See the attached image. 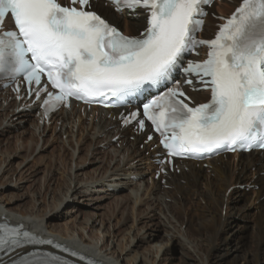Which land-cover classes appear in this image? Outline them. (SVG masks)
<instances>
[{
	"label": "snow or ice",
	"instance_id": "obj_1",
	"mask_svg": "<svg viewBox=\"0 0 264 264\" xmlns=\"http://www.w3.org/2000/svg\"><path fill=\"white\" fill-rule=\"evenodd\" d=\"M116 11L146 13V27L125 36L91 8L90 0H0V28L10 19L14 30L0 31V73L23 76L45 93V115L70 97L121 100L168 81L185 53L207 48L203 61H187L185 84L210 90L196 104L179 84L143 105L168 157L198 156L218 150L264 148V0H242L214 38L196 39L209 0H110ZM79 4V8L76 5ZM55 91L42 86V77ZM19 90V89H17ZM107 106V105H106ZM138 112L124 118L145 120ZM152 139L151 136L148 137ZM171 163V160L167 161ZM27 243H48L20 227L0 223V250ZM18 264H68L49 254H31Z\"/></svg>",
	"mask_w": 264,
	"mask_h": 264
},
{
	"label": "bare ground",
	"instance_id": "obj_2",
	"mask_svg": "<svg viewBox=\"0 0 264 264\" xmlns=\"http://www.w3.org/2000/svg\"><path fill=\"white\" fill-rule=\"evenodd\" d=\"M105 10L116 23L124 17L125 29H133L132 27L136 25L142 26L143 19L141 17H120L110 8L106 7ZM212 21L210 18L206 19L205 28L211 27ZM34 109L35 106H29V101L16 102L9 97L8 93H0V140L2 141L1 138H4L6 133L11 134L13 130L19 129L20 131L14 135L15 143L24 144V149L31 151V154L33 148L35 150L39 146L41 138L45 144L48 141L44 137L47 133V125L38 120ZM108 113L93 110L83 116L77 109L72 108L57 113L49 121V123L54 122L55 124L59 122V136L67 135L70 137V142L76 134L72 130L74 126H77L80 135L82 133V137L77 141L78 148H74L75 152L79 154L77 158L79 161L74 163L75 170L72 165L69 166V177L66 176L67 187L64 188L61 185L62 187L53 193V198L61 197L54 207L60 209L61 206L67 205L65 200L75 201L82 197L81 201H87V204L92 202L93 205L90 207L96 211L104 208L105 205H102V201L113 197V219L119 217L116 224L122 227L119 229L113 226V231L110 233L111 222L106 230V222L101 219L102 214L94 212L95 214H88L89 216L83 219L82 224L85 226L83 228L85 229L88 224L91 229L100 225L95 229L102 228L103 237H110L109 240H112L113 247L109 248L108 244H105L106 242L99 244V240L93 242L94 237L90 235L87 237V241L84 239L75 241L76 239L73 240L69 236V241L73 242L70 241V244L68 241V245L74 247L80 254L93 256L109 264H148V261H152L154 264L156 260L153 258L156 259L166 243L165 237L159 238L151 232L153 225L159 222L166 228L164 236L172 235L173 231H177L181 235L180 243L189 253L190 260L181 259L180 261L177 259L170 264H236L241 259L240 255H230V253L237 249L235 246H240L244 241V244L241 245V262H243L241 264H264V158L260 153L250 151L248 154H241L238 158L236 154L213 158L208 162V171H211L213 175L207 174V170L201 164L197 166L194 162L184 161L178 166L179 174L172 172L162 176L166 179L165 184L168 185V189H164L161 185V178L159 180L153 178L154 171L152 170V187H149L144 180L146 173L141 169L142 162L149 161V158H145L142 152L136 148V142L141 140L140 136H134L135 141H129L128 135L133 136L130 128H121L117 121L112 120L111 117L107 118ZM27 122L28 125H26ZM4 124L5 126L2 128ZM21 134H26V138L23 139ZM116 135L120 136L115 141L120 142V148H117L116 143L112 141ZM55 136L58 137V133H55ZM3 140L7 142L6 146L10 145L6 138ZM101 148H105V150ZM5 149L9 150L6 147ZM74 154L71 153V160H74ZM227 156H234L236 161L231 163L225 159ZM5 162L6 160L0 159L1 176L11 177L16 173L15 169H6L3 166ZM87 163L98 166L87 170ZM152 167L149 162L148 170H151ZM251 167H254L252 177L249 173ZM26 171H30V168H25L22 172ZM22 172H18L19 177L25 178ZM33 172H28L29 176ZM52 175V171H47L42 177L45 180ZM120 184L123 186L118 188ZM234 184L238 186L232 192L229 191L230 193L227 195L228 189ZM243 184L245 186L255 185L257 191L248 194L241 189ZM112 186L114 187L111 188V191H108L110 190L108 188ZM123 190H127V192L124 193ZM177 193L183 197V201H179ZM166 198H169L170 201L167 202ZM132 201L136 202V207L130 205ZM248 202L255 204L256 208V212L251 215L245 210L249 205ZM224 207L230 211H227L226 217L221 214ZM5 210L11 212L14 207L5 206L4 208L0 205V220L4 216L14 222L22 223L28 229L43 236L57 234L58 237L66 238V235L56 231V226H51L48 221L44 220L43 216L24 212L19 217L8 214ZM156 210H159L168 219V222L161 219V214H156ZM129 211L135 213L133 219L129 215ZM228 215L229 217H227ZM237 216L245 219L253 218L252 227L239 224L236 221ZM153 218L158 220L155 222ZM111 220L110 218L108 221ZM137 220L144 222L137 227V233H139L131 235L129 227ZM183 225L184 230L182 231L181 226ZM237 231L240 234L235 238L237 242L234 244L236 245L231 246V239L224 234L228 233L233 236ZM113 238L116 239L115 242ZM218 240L221 241L222 252L216 248L215 242ZM124 241L126 242L124 243ZM191 250L200 256L201 261L195 260ZM137 251L140 252L139 262H136ZM130 252L133 254L128 259L127 256L130 255ZM147 254L152 257L148 256V258Z\"/></svg>",
	"mask_w": 264,
	"mask_h": 264
},
{
	"label": "rangeland",
	"instance_id": "obj_3",
	"mask_svg": "<svg viewBox=\"0 0 264 264\" xmlns=\"http://www.w3.org/2000/svg\"><path fill=\"white\" fill-rule=\"evenodd\" d=\"M232 1L234 0H221L220 2L216 3L213 6V10L216 13H227L232 9V6L234 5V3H232ZM236 2V1H235ZM223 3V4H222ZM124 17L118 22V25L121 27L122 30H124L126 33L128 34H133L134 32V27H132L133 29H125V22H124ZM211 19V18H210ZM5 105V104H4ZM108 117V116H107ZM89 121H91L89 119ZM26 125H28V122L26 123ZM56 125V126H55ZM78 125V124H77ZM4 125H2L3 128ZM73 133L75 134L74 137L72 138L73 140L70 142L69 139L70 137H67V135H62L61 137L59 136L60 133V124L59 122H57V124H55L54 122L51 123L50 125L47 126V133L45 134V140H48L45 144L43 141V138L40 139V144L39 146L34 150H32V154L31 151H26L24 149V144H21L20 142H16L15 143V134H17L20 130H13L10 133H6L4 138H1L2 141L0 140V159L2 160H6V162L3 164V166L6 169H15L14 175L11 177H7L4 178L2 175V172H0V205L8 207H14V210L11 212H7L5 210L6 213H10L12 215H16L21 217V213L27 212L28 214H38L39 216H43L45 217L44 220L48 221L49 224L52 226H56L55 229L57 232H61L64 235H66V238H61L58 237L57 234H50L51 237L57 239L60 242H65L68 243L69 241V236L72 237L73 240L75 241H80L83 240L87 241V237L93 236L94 240L93 242H97L99 244H102L104 242H106L105 244H108V247H113L112 244V240H109L110 237H103V233H102V228L100 230H97L95 228H98L100 225H98L97 227H95L94 229L90 228V225L88 224L86 226V228H83V219H86V217H88V214H92L94 212H97L96 214H102V218L104 219L106 222V227L105 229L107 230V227L109 226V222L110 223V233L113 231V226H116L117 228L121 229L122 227H120L119 224H116V221L119 217H117L116 219H113V214H114V209L112 206V199L113 197L107 198L104 201H102V205H105L103 209H99L96 211H93V209L90 207L91 205H93L92 202H90V204H87V201H81L82 197H79L78 199H76L75 201H71V199L69 200H65L66 202V206H61L60 209H56L54 207V204H56L60 198L54 197L53 193H56L59 189V187H62L61 185L65 187H67L66 184V176L69 177V172H70V167L72 165V167H74L73 170H75V162L79 161L77 158L79 156V154L77 152H75L74 148L77 149L78 147V140H80V137H82V133L80 135V133L77 131L78 128L77 126H74L72 128ZM86 130V129H85ZM55 133H58V137L55 136ZM84 134H86V132L84 131ZM26 134H21L20 136H22L23 139L26 138L25 136ZM56 137V138H55ZM6 138V141H9L10 145L6 146V143L3 139ZM47 138V139H46ZM128 140H131V137H128ZM69 141V142H67ZM116 143V147L120 148L121 144L120 142H114ZM140 143L141 142H137L136 143V148H138L143 156L145 158H147L149 155L147 154L146 150L140 149ZM20 146H18V145ZM8 148L9 150L5 149ZM102 150H105V148H101ZM64 153V155H63ZM68 153V154H67ZM71 153H75L74 154V160H71ZM226 160H229L231 163H234L236 161V158L234 156H227L225 158ZM148 160H145L142 162V168L143 171H145L146 175L144 176V180H146V183L149 187H152V172L150 170H148V165H147ZM71 163V164H70ZM149 163V162H148ZM88 164V163H87ZM98 165L97 164H88L87 170H92L93 168H96ZM25 168H30V171H34L31 176H29L30 171H26L25 173L22 172L23 170H25ZM207 174L213 175L211 173V171H208V167L204 168ZM251 170V171H250ZM249 170V173H251V177L253 176L252 171H254V167H251ZM47 171H52V176L48 179H43V174ZM19 173L22 172L23 176L25 175V178H29L25 179L22 177H19ZM8 173V172H7ZM154 175V174H153ZM42 177V179H41ZM8 183V184H5ZM1 184H5V185H1ZM163 185L164 189H168V187L164 184L161 183ZM244 185V184H243ZM123 185H118V188L122 187ZM237 184L232 185L228 191H227V195L232 192L234 190L235 187H237ZM255 186V185H254ZM253 185L251 186H245L242 187V190H245L246 193L248 194H253L254 192L257 191V187H254ZM114 186H112L111 188H113ZM63 188V189H64ZM110 189V188H108ZM108 191H111L108 190ZM230 191V192H229ZM124 193L127 192V190H123ZM116 195V194H113ZM235 195V194H234ZM177 197L179 199V201H183V197L179 195V193H177ZM84 199V198H83ZM80 200V201H79ZM167 202L170 201L169 198L165 199ZM87 202V203H86ZM64 203V204H65ZM250 202H248L249 204ZM130 205H132L133 207H136V202L132 201V203H130ZM255 204H249L246 207V212H248L250 215L253 214L254 212H256V208L254 207ZM160 209H162L160 207ZM129 210V209H128ZM229 210H226L225 207L223 208L221 214L226 217V213ZM230 212V211H229ZM95 214V213H94ZM104 214V215H103ZM135 213L132 211H129V215L131 216V218L135 217L134 215ZM156 214L160 215L161 214V219H165V221L168 222V219H166L164 217V215L159 211L156 210ZM111 216V217H109ZM101 217V216H100ZM229 217V215L227 216ZM112 219L111 221H108L109 219ZM132 218V219H133ZM99 219V218H97ZM153 220L156 222L158 219L153 218ZM252 220L253 218L250 219H245L242 218L240 216L236 217V221L241 224V225H250L252 227ZM144 221H138L134 222L131 227H129L130 229V234H138L137 233V227L139 225H142ZM162 222V221H161ZM154 223V222H153ZM136 226V227H135ZM177 226V225H176ZM85 227V226H84ZM179 227V226H177ZM90 228V229H89ZM165 229L164 225L161 223L159 224L156 223L155 225H153L151 232L153 234H155L156 236H159V238H163L165 237L166 243H164V247L162 248L163 250L159 252L158 256L156 257V259L153 258V260H156L154 264H170V262H175L177 259H179L181 261V259H185V260H190L189 253H187L188 251H186L185 247L180 243V238L181 235L178 234L177 231H173L172 235L171 234H166L164 236L165 233ZM181 230H184V225L181 226ZM117 231V230H116ZM127 233V231H125ZM146 232V231H145ZM49 234V232H47ZM174 233V234H173ZM240 234L239 231H237L233 236H230V234L226 233L224 235H228L229 238L231 239V246L232 245H236L234 244V242L236 243L237 241L235 240V238L237 237V235ZM176 235V236H175ZM70 237V238H71ZM97 237V238H96ZM81 238V239H80ZM78 239V240H77ZM104 239V240H103ZM114 239V238H113ZM116 239H114L115 242ZM246 240V239H244ZM71 241V240H70ZM69 241V242H70ZM73 242V241H71ZM70 242V244H71ZM126 241H124L125 243ZM245 242V241H244ZM244 242H242L241 245L244 244ZM216 248L219 249L220 252H222V248H221V241H216L215 242ZM241 245L240 246H235L237 247V249L232 250L230 255H240V258L238 260V262H236V264H241L243 262L242 261V257H241ZM117 248V247H116ZM164 251V252H163ZM138 252V251H137ZM133 252H130V255L127 256L128 259L131 258ZM191 254L195 256V260L196 261H201L200 256H198L196 254V252H193L191 250ZM138 259L136 262H139L140 259V252H138L137 254ZM149 256V254H147V257ZM152 257V256H149ZM148 257V258H149ZM152 260V259H151ZM148 264H152V261H148Z\"/></svg>",
	"mask_w": 264,
	"mask_h": 264
}]
</instances>
